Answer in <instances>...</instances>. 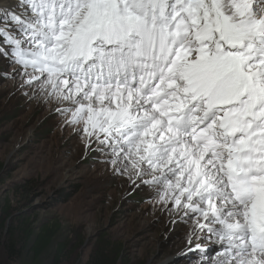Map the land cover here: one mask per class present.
<instances>
[{"label": "snow or ice", "instance_id": "obj_1", "mask_svg": "<svg viewBox=\"0 0 264 264\" xmlns=\"http://www.w3.org/2000/svg\"><path fill=\"white\" fill-rule=\"evenodd\" d=\"M0 57L162 183L212 264H264V0H14Z\"/></svg>", "mask_w": 264, "mask_h": 264}, {"label": "rangeland", "instance_id": "obj_2", "mask_svg": "<svg viewBox=\"0 0 264 264\" xmlns=\"http://www.w3.org/2000/svg\"><path fill=\"white\" fill-rule=\"evenodd\" d=\"M6 59H0V228L5 206L13 218L4 234L18 228L21 241L24 223L57 224L68 247L35 263L28 248L19 245L12 256L0 245V264H87L99 243L119 248L120 264H212L215 236L190 237L195 220L161 200L162 183H145L152 176L137 175L127 159L121 163L114 141L100 143L103 133L89 137L83 121L70 123L64 109L74 106L29 84L32 69Z\"/></svg>", "mask_w": 264, "mask_h": 264}, {"label": "trees", "instance_id": "obj_3", "mask_svg": "<svg viewBox=\"0 0 264 264\" xmlns=\"http://www.w3.org/2000/svg\"><path fill=\"white\" fill-rule=\"evenodd\" d=\"M0 59L4 60V57ZM8 61V59H6ZM2 216L4 224L0 228V245L1 248L10 253L12 256L15 253L19 245L22 246V249L28 248V250L33 253L32 261L37 263L41 257L47 253L53 254L54 252L59 256H63L62 252H65L67 249V243L64 244V236L60 234V228L55 225H46L41 224L40 226H29L24 223V230H21L25 233L21 241H17L19 238L18 232L15 230H9L8 234H4L5 223L8 220H12L13 213L8 211V208L5 206L2 207ZM115 250L108 249V246L102 248V243L98 244L90 256V259L87 264H120L122 252L119 248L114 246ZM16 256V255H15Z\"/></svg>", "mask_w": 264, "mask_h": 264}, {"label": "bare ground", "instance_id": "obj_4", "mask_svg": "<svg viewBox=\"0 0 264 264\" xmlns=\"http://www.w3.org/2000/svg\"><path fill=\"white\" fill-rule=\"evenodd\" d=\"M10 3H12V2H10ZM8 4V3H7ZM119 156H121V158H120V160H121V163L124 161V160H126V158H125V154L124 153H119ZM127 165H128V163H126ZM216 259V257L215 258H213V260H215Z\"/></svg>", "mask_w": 264, "mask_h": 264}]
</instances>
